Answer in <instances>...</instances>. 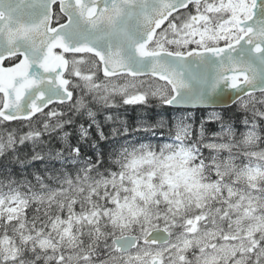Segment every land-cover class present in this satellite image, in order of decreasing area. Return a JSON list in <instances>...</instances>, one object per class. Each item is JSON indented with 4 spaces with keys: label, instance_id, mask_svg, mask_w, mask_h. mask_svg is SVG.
I'll return each mask as SVG.
<instances>
[{
    "label": "snow or ice",
    "instance_id": "obj_1",
    "mask_svg": "<svg viewBox=\"0 0 264 264\" xmlns=\"http://www.w3.org/2000/svg\"><path fill=\"white\" fill-rule=\"evenodd\" d=\"M0 264H264V0H0Z\"/></svg>",
    "mask_w": 264,
    "mask_h": 264
}]
</instances>
